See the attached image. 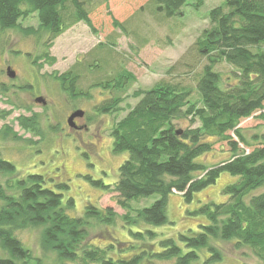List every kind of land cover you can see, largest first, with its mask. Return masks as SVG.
Masks as SVG:
<instances>
[{"label": "trees", "instance_id": "obj_1", "mask_svg": "<svg viewBox=\"0 0 264 264\" xmlns=\"http://www.w3.org/2000/svg\"><path fill=\"white\" fill-rule=\"evenodd\" d=\"M92 3L0 0V30L14 28L19 20L36 13L47 34L44 46L48 49L57 36L78 22L94 30L89 16ZM186 3L148 0L140 9H148L156 19L171 18ZM208 20L210 26L194 43L198 53L207 58L196 81L198 99H190L188 87L159 81L150 89L136 91V103L114 122L112 151L126 153V157L111 187L123 214L89 203L83 215H70L67 211L74 206V199L65 197L69 188L65 180L38 173L21 176L0 153V173L8 176L0 183V249L6 254L0 255V264H17L13 258H32L17 233L36 227L41 229L42 250L53 252L58 264H222L224 253L218 241L232 242L235 249L246 248L264 263V127L250 138L238 127L242 119L254 114L264 125V0H223L210 10ZM112 23L128 32L124 22L112 17ZM39 57L53 61L47 52ZM220 62L234 68L235 81L221 80L214 68ZM77 65L53 76L66 97L75 102L89 98V89L101 88L109 97L98 103L95 112L118 111L121 93L135 76L123 66L101 73L98 64H84V69L103 76L94 77L88 91H83L78 85L81 73ZM16 119L22 129L43 137L37 114ZM183 119L188 126L178 124ZM54 127L52 131L59 132L60 128ZM213 139L226 141L230 156L212 164L198 160L212 150ZM221 172L237 178L222 188L226 200L205 202L185 211L187 217L202 218L194 229H184L176 236L155 229L168 222L166 206L171 192L181 193L190 202L195 192L214 183ZM153 194L158 197L150 205H132V201ZM118 221L128 240L110 234L104 245L89 241L93 224L108 232L107 227Z\"/></svg>", "mask_w": 264, "mask_h": 264}, {"label": "rangeland", "instance_id": "obj_2", "mask_svg": "<svg viewBox=\"0 0 264 264\" xmlns=\"http://www.w3.org/2000/svg\"><path fill=\"white\" fill-rule=\"evenodd\" d=\"M222 1L200 0L197 4L198 0H187L179 14L156 19L148 9H140L148 0H93L89 16L94 30L78 22L57 36L48 49L44 46L47 34L40 27L36 13L19 20L14 28L0 30L1 157L11 161L21 176L38 173L65 180L69 187L65 197L74 199V206L67 211L70 215H83L84 207L89 203L101 209L112 207L116 213L123 214V209L116 203L117 193L111 187L118 179V167L126 157V153L114 154L112 151L114 122L136 103V91L150 89L159 81L188 87L190 99H198L196 81L207 58L198 53L194 43L210 26V10ZM112 17L124 22L128 32L113 25ZM44 52L53 58L51 63L39 57ZM27 54H30L29 58ZM34 59L36 63L32 64ZM92 63L98 64L101 73L115 72L114 69L123 66L135 76V81L121 93L123 100L113 114L95 112L98 103L109 94L101 88L89 89L94 77L103 76L100 72L92 73L83 68L84 64ZM75 65L81 73L78 85L83 91L89 89L90 96L73 102L53 76ZM8 66L16 72L14 79L6 75ZM214 68L222 81H235L234 68L230 65L220 62ZM38 96L45 99V105L34 101ZM76 109L84 111L85 117L79 122L87 123V128L74 130L67 125V117ZM33 114L41 120L43 137L32 135L18 124V116ZM178 124L181 127L189 125L186 119ZM54 126L60 128L59 132L52 131ZM238 127L245 137L250 138L253 133L262 132L264 125L254 114L242 119ZM213 141L212 150L198 160L212 164L230 156L226 141ZM7 178L0 173V183ZM236 178L221 172L214 183L195 192L190 202H186L181 193L171 192L166 206L168 222L155 229L165 236H176L187 228L194 229L202 218L187 217L185 211L205 202L226 200L222 188ZM92 181L108 184V187L104 189ZM157 197L153 194L138 202L132 201V205L148 206ZM107 228L108 232L104 226L93 224L89 228V241L104 245L109 242L110 234L122 240L129 239L119 221ZM40 230L36 227L18 231V238L30 250L32 258H13L17 264H58L53 252L42 250ZM218 244L224 253L222 264H264L246 248L235 249L228 241H218ZM0 255L6 254L0 249Z\"/></svg>", "mask_w": 264, "mask_h": 264}, {"label": "water", "instance_id": "obj_3", "mask_svg": "<svg viewBox=\"0 0 264 264\" xmlns=\"http://www.w3.org/2000/svg\"><path fill=\"white\" fill-rule=\"evenodd\" d=\"M6 73L10 78H14L16 75V72L9 66L6 68ZM34 101L37 103H41L42 105L46 104V101L42 96L36 97L34 99ZM83 115H84L83 110H81V109L74 110L72 113L69 114V116L66 119L67 125L71 128L75 127L74 118L75 117H82Z\"/></svg>", "mask_w": 264, "mask_h": 264}, {"label": "flooded vegetation", "instance_id": "obj_4", "mask_svg": "<svg viewBox=\"0 0 264 264\" xmlns=\"http://www.w3.org/2000/svg\"><path fill=\"white\" fill-rule=\"evenodd\" d=\"M7 75V73H6ZM8 76V75H7ZM16 76V75H15ZM9 77V76H8ZM10 78V77H9ZM15 78V77H14ZM11 78V79H14ZM73 112V111H72ZM71 112V113H72ZM85 117V115H83L82 117H75L74 118V123H75V127H73L72 129L77 130V129H81V128H87V123L84 124H80L79 120L83 119Z\"/></svg>", "mask_w": 264, "mask_h": 264}]
</instances>
